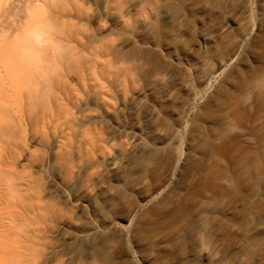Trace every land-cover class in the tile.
I'll use <instances>...</instances> for the list:
<instances>
[{"label": "rangeland", "instance_id": "rangeland-1", "mask_svg": "<svg viewBox=\"0 0 264 264\" xmlns=\"http://www.w3.org/2000/svg\"><path fill=\"white\" fill-rule=\"evenodd\" d=\"M41 2L46 9L36 8L35 19L47 26L49 60L30 50L29 64L28 51L5 45L0 35V264H177L169 251L158 255L169 230L159 222L212 169L232 174L237 167L233 192L249 189L254 164L264 168V0ZM235 14L228 34L202 39ZM194 50L202 59L186 64L187 87L157 119L172 143L142 151L126 136L111 138L101 117L154 84L160 66L170 67L167 56ZM116 150L142 162L121 160L119 176L108 175L110 192L99 193L106 158ZM78 192L98 194L95 206L81 209ZM251 194L263 217L255 222L253 255L240 264H264V184ZM204 207L252 220L243 200ZM109 221L125 226L123 239L117 229L103 242H82L83 231L94 224L103 232ZM144 223L152 230L148 241L136 234ZM63 224L70 233L59 235ZM222 230L230 252L237 231L224 225L213 233Z\"/></svg>", "mask_w": 264, "mask_h": 264}, {"label": "bare ground", "instance_id": "bare-ground-1", "mask_svg": "<svg viewBox=\"0 0 264 264\" xmlns=\"http://www.w3.org/2000/svg\"><path fill=\"white\" fill-rule=\"evenodd\" d=\"M41 1L3 0L0 4V35L3 36L2 40L5 45L27 50V61L29 64L31 63L30 50L39 51L38 55L46 56L48 60L51 55L50 51H48L51 43L50 38L45 33L47 26L36 22L35 19L36 8L46 9V6ZM247 9L248 6L245 4L240 8L239 12H246ZM237 19L236 14L231 16L227 23L221 25L212 34H204L202 39L206 42H214L228 34L231 25L236 23ZM21 31L22 34H20ZM46 49L47 53L45 54ZM194 51L195 53L189 57L167 56L165 61L170 64V67L163 68V66H160L161 69L155 75L154 84L133 91L128 99H123L118 103L117 109L108 114L107 118L101 117V120L109 127L108 134L111 138L126 136L131 140L133 150L140 149L142 151L145 149H159L160 145H170L172 143L173 137L167 133L160 122H157V119L160 117L163 108L172 102L177 90L187 87L188 84L184 72L186 64L189 61L199 62L202 59L199 51ZM151 56L149 53L143 54L144 59H150ZM36 57L38 56L36 55ZM170 60L172 62H169ZM6 74L9 76L8 73ZM0 75L4 77L2 72H0ZM146 106L148 109H145ZM217 139H220V137ZM211 146L213 149L215 148V145ZM121 160L128 165L142 162L140 159L138 161L136 159L132 160L129 156L123 159L120 150L109 154L104 165L105 175L99 180V193L110 192L111 186L108 181V175L119 176L123 168L122 162L120 163ZM255 166L258 165L254 164L255 173L253 174L252 185L245 191L235 189L232 192L231 190L235 182H237V167L234 168L235 172L232 174L218 173L215 169H212L209 176L201 177L199 182L193 186L190 194L182 200L170 217H167L163 222H159L160 225H168L169 230L165 234V246L158 255H165L169 251L171 255L177 258V264H240L246 255L251 258L256 248L255 241L259 229V225L255 224V222H259L263 217L261 208L255 204L251 193L258 192V189L264 184V168H260V164L259 167ZM174 174H176V171ZM185 175V169H182L178 174V180L183 179ZM171 194L170 192L169 195ZM78 195L80 196L78 206L81 209L86 210L89 205L95 206L98 194L78 192ZM221 198H225L229 203L240 200L246 201L252 214V220L245 223L235 217L227 218L221 209H207L204 207L205 204L212 202V200ZM139 209L140 205L133 207L130 210L129 218L134 217ZM224 225L235 228L237 231L235 235L231 236V244L235 245V249L230 252H227L229 239L226 230L213 233L216 227ZM109 226L110 228L107 229ZM158 227L160 226L156 224L154 229ZM104 228L107 230L102 232L99 226L93 224L88 230L83 231L79 237L82 242L88 243H93L97 238L104 237L102 239L103 242L106 236H111L119 229L122 234L116 239H123L124 225H113L109 221ZM56 232L59 235L70 233L69 225L63 224L59 226ZM151 233V226L148 223L142 224L136 231L141 241H148ZM128 249L131 253L132 249L130 246H128Z\"/></svg>", "mask_w": 264, "mask_h": 264}]
</instances>
